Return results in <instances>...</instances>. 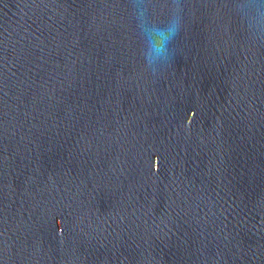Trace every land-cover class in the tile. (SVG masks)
Returning <instances> with one entry per match:
<instances>
[{
	"label": "water",
	"instance_id": "obj_1",
	"mask_svg": "<svg viewBox=\"0 0 264 264\" xmlns=\"http://www.w3.org/2000/svg\"><path fill=\"white\" fill-rule=\"evenodd\" d=\"M253 2L0 0V264H264Z\"/></svg>",
	"mask_w": 264,
	"mask_h": 264
},
{
	"label": "clouds",
	"instance_id": "obj_2",
	"mask_svg": "<svg viewBox=\"0 0 264 264\" xmlns=\"http://www.w3.org/2000/svg\"><path fill=\"white\" fill-rule=\"evenodd\" d=\"M251 8H253L257 13H259V11L261 9H264V4H260L259 0H254V2L250 5ZM250 30L253 31L254 35H261L264 34V22L257 20L255 22V26L253 27L252 24L249 25ZM160 31H164V30H160ZM179 32V26H174V27H169L166 30V33L169 35V43L171 42V40L178 34ZM148 63H150L148 57H146Z\"/></svg>",
	"mask_w": 264,
	"mask_h": 264
}]
</instances>
